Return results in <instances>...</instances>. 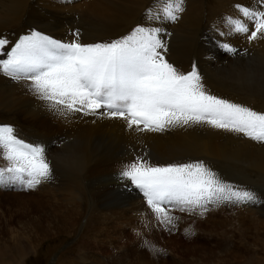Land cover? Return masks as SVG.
<instances>
[{"label":"snow or ice","instance_id":"obj_1","mask_svg":"<svg viewBox=\"0 0 264 264\" xmlns=\"http://www.w3.org/2000/svg\"><path fill=\"white\" fill-rule=\"evenodd\" d=\"M259 7L241 3L239 16H225L221 37L264 38V0ZM185 11V0H153L144 23L110 41L84 44L73 30L71 41L30 30L15 43L0 35V74L26 82L28 90L53 114L119 119L129 131L162 133L174 128L211 127L264 144V112L212 94L197 64L182 72L166 59L167 32ZM217 46L231 56L246 55L229 40ZM47 145L20 138L12 125L0 124V187L34 190L53 178ZM129 191L142 195L160 230L173 232L181 219L175 213L205 216L220 206L260 204V196L223 179L203 160L152 164L136 156L120 170ZM187 235H192L185 229ZM154 255L163 249L145 241Z\"/></svg>","mask_w":264,"mask_h":264},{"label":"bare ground","instance_id":"obj_2","mask_svg":"<svg viewBox=\"0 0 264 264\" xmlns=\"http://www.w3.org/2000/svg\"><path fill=\"white\" fill-rule=\"evenodd\" d=\"M80 1L0 0V35L15 43L19 36L35 29L57 40L71 41L74 39L72 31L78 29L81 43L110 41L127 33L122 28L127 25L132 15L137 14V11L134 13L135 9H129L130 0H90L82 7L78 5ZM236 3L252 8L259 7L257 0H215L204 26L200 24L197 9L194 15L191 14L193 11L187 10L175 23L163 24L167 32L171 33V36L166 38L168 42L166 59L182 72L191 70L195 62L205 87L212 94L264 112V107L249 101L246 97L249 94L243 89L257 88L258 81H264V38L249 43L245 36L221 37L215 30L217 28L225 30L222 23L225 16H239L234 7ZM152 4L153 0L149 7ZM203 4L205 3H199L198 7ZM143 13L141 12L140 16L138 13L139 18L135 24L132 22L134 26L144 23ZM80 24L84 27L81 28ZM17 31L21 33L18 34ZM220 40H229L241 52L246 49L247 54L236 56L226 54L217 46V41ZM208 77L224 85L236 84L245 96L241 95L240 90H237L236 94L228 93L224 85L216 86L208 81ZM239 81L244 82L240 85ZM258 89L264 90V87ZM19 123L24 124V131H21ZM0 124L12 125L18 136L27 142L47 145V157L51 162L53 178L47 181L46 186H38L40 191L47 194L48 185H55L56 191H68L70 195L77 197L78 202L81 198L91 199L85 200L90 207L100 201L99 204L104 206V219L107 220V224L110 222L111 226L119 225L117 232L125 233V227L135 223L134 217H137V212L141 218L146 216L144 214L147 208L144 202L138 198L136 190L129 191L125 188V184L129 183L130 186V182L114 178L105 180L102 184L94 181L90 183V180L97 181L99 177L119 174L122 167L138 155L147 157L151 153L162 164L173 162L177 157L189 161L203 160L208 166H211L214 160L235 163L242 166L243 171L240 173L243 174L247 170L248 173L262 174L264 179V144L211 127L174 128L162 133H136L129 131L125 122L119 119H100L80 114L63 118L50 112L28 90L26 82H16L2 74H0ZM230 175L231 173L225 179ZM88 183L95 186L90 188ZM232 183L256 193L259 191L250 183L241 184V177L236 173ZM114 190H121L124 196L123 199L117 200L121 204L109 205L108 202L111 201L108 200L114 197ZM40 191L28 190L27 194L18 188L0 187V207L13 197L24 201L30 200L32 207H35L41 200L33 198H37ZM260 198L264 202V197ZM126 205H132L131 209L124 210ZM232 207L234 206L228 205L221 208ZM246 207L250 208L249 205ZM214 214L218 215V211H213L210 216H215ZM182 215L180 222H190L192 226L199 224L193 217L195 215ZM66 218L70 226H77L81 218L80 209L66 210ZM98 243V240L89 236L84 245L90 248Z\"/></svg>","mask_w":264,"mask_h":264},{"label":"rangeland","instance_id":"obj_3","mask_svg":"<svg viewBox=\"0 0 264 264\" xmlns=\"http://www.w3.org/2000/svg\"><path fill=\"white\" fill-rule=\"evenodd\" d=\"M88 1L90 0H81L78 5L82 7ZM185 1L188 6L185 5L186 9L180 15H184L187 10L193 11L191 14L194 15L199 10L200 24L204 26L215 0ZM151 2L152 0H130L128 2L130 3L129 9H135L134 13L137 11V14L133 13L134 15L130 18L131 22L129 21L125 25L126 27L122 28L123 31L125 30L124 32L131 30L134 26L133 23L135 24L141 12L143 13ZM203 2L205 4L198 7V4ZM80 26L84 27L81 24ZM17 33L20 34L21 31H17ZM209 80L216 86L224 85L211 77H208ZM243 82L239 81L240 85ZM258 85V87H264V81H258ZM224 86L228 93L236 94L237 90H240L241 95L245 96L243 95L245 93L236 84L228 83ZM258 87L243 89L249 94H246L248 95L246 97L250 102L264 107V90H259ZM20 127L21 131H24L23 123L20 124ZM149 156L151 159H147L152 164L162 165V162L151 153ZM175 159L173 162L163 164L185 163L186 161V159L178 157ZM235 161L239 163V161ZM210 167L223 179L231 173L230 177L225 179L230 182L233 181L236 173L241 177V184L250 183L256 186L259 189L257 194L264 197L262 174L248 173L247 170L242 174L240 173L243 171L241 165L223 161L214 160ZM114 178L119 179L118 173L99 177L100 181L90 180V183L94 181L103 184L105 180ZM46 183L41 185L46 186ZM93 186L95 184L88 183V187L92 188ZM48 187L46 188L47 194L45 191H40V187L32 190L40 191L38 197L33 198L41 200L36 203L35 207H32L33 204L30 203V200L24 201L14 197L6 200V203L0 207V264H264V202L255 206L249 205L250 208L246 206L229 209H222V206L212 208L203 217L193 216L197 219L196 221H199V224L196 223L192 226L190 222H180V219L176 230L171 233L157 228L156 222L151 216L141 218L137 212V217H134V222L137 225L133 223L126 226L124 233L123 231L117 232L119 225L111 226L110 222L107 224V220L104 219V206L99 204L100 201L90 207L85 201H91L89 198L85 200L81 198L78 202L77 197L70 195L68 191H56L55 185H48ZM135 193L144 202L138 191ZM113 195L114 197L112 196L111 200H108L111 201L108 204H121L117 200L123 199V192L114 190ZM82 202L84 206H82ZM127 205L124 210L131 209L132 205ZM77 209L81 211L80 222L77 226H70L66 218V210ZM81 209L85 211L82 213ZM106 209L109 211L108 208ZM116 211L118 210L116 209ZM213 211H218V215L210 216ZM124 226L123 223L122 227ZM185 229L194 234L187 235ZM104 234L107 236L105 237ZM89 236L98 240V245L90 248L84 245ZM113 239L114 241H112ZM145 241L163 249L164 254L154 255L148 247L144 246Z\"/></svg>","mask_w":264,"mask_h":264}]
</instances>
